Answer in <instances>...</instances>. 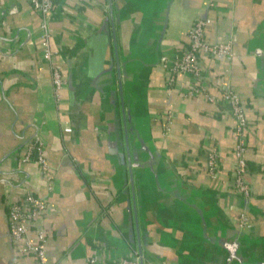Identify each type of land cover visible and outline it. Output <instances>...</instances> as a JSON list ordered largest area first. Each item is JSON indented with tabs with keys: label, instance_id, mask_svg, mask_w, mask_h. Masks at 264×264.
Segmentation results:
<instances>
[{
	"label": "crops",
	"instance_id": "crops-1",
	"mask_svg": "<svg viewBox=\"0 0 264 264\" xmlns=\"http://www.w3.org/2000/svg\"><path fill=\"white\" fill-rule=\"evenodd\" d=\"M202 16L209 42L231 43L229 60L201 53L199 62L244 107L247 199L222 189L235 138L219 89L209 87L212 101L189 95L180 72L167 87L159 65ZM48 29L66 78L58 99L39 15L30 0H0V264H39L8 233V203L24 189L46 199L45 264L135 250L153 264H264V0H54ZM34 132L49 182L19 157ZM212 146L215 179L203 156ZM241 210L249 226H238Z\"/></svg>",
	"mask_w": 264,
	"mask_h": 264
},
{
	"label": "built area",
	"instance_id": "built-area-1",
	"mask_svg": "<svg viewBox=\"0 0 264 264\" xmlns=\"http://www.w3.org/2000/svg\"><path fill=\"white\" fill-rule=\"evenodd\" d=\"M30 5L40 17V47L41 55L49 61V75L52 83L53 95L59 97V91L66 85V78L60 65L52 61L53 51L50 47V32L48 29V17L54 7V0H30ZM209 23L207 16L194 20L186 32L187 45L175 52L173 56L161 54L159 65L166 71V85L170 87L175 81V74L187 73L191 77V83L187 94L201 95L203 99L212 101L215 99L209 87H216L220 91L218 102L226 109L232 119V131L235 138L234 146L230 152L232 158L231 170L228 177L222 181V189L225 192L238 194L243 198L251 195L248 183L249 167L246 160L248 122L244 107L236 91L224 80L218 78L213 83L206 78V69L200 64V54L210 57L217 55L227 60L232 56L230 41L209 42L205 37L206 27ZM40 67V65H38ZM171 118L166 116L164 131L170 130ZM205 171L215 179L220 175L219 157L214 146L203 153ZM20 159L26 162H34L41 170L47 182L53 175V171L47 163L44 144L34 132L24 144V151ZM47 209L46 199L36 195L29 189H24L17 199L8 203V233L12 243L20 254L32 256L39 264H45L47 232L44 225V213ZM239 227L249 226L247 214L241 210L237 216ZM88 264H153L147 259L141 250H135L131 257H121L111 261H98L90 256Z\"/></svg>",
	"mask_w": 264,
	"mask_h": 264
}]
</instances>
